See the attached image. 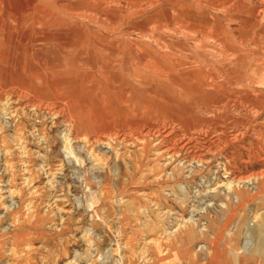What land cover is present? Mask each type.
Segmentation results:
<instances>
[{
  "label": "rangeland",
  "instance_id": "rangeland-1",
  "mask_svg": "<svg viewBox=\"0 0 264 264\" xmlns=\"http://www.w3.org/2000/svg\"><path fill=\"white\" fill-rule=\"evenodd\" d=\"M25 1L28 6L22 10L47 14V21L57 22L29 29L25 40L2 46L6 62L0 69V153L12 145L16 124L30 138L29 132L37 128L43 141L28 145L34 151L29 162L32 186L14 195L7 191L21 182V159L0 154V264H264V203L253 202L264 189L250 185L240 199L226 195L219 185L230 178L226 168L238 175L264 173V106L201 113L198 102L191 100L189 110L196 111L184 116L187 122L179 114L169 122L136 114L112 120L101 106L111 110L114 102L106 95L101 101L105 93L89 81L97 50L84 29L85 20L64 8L66 0ZM54 45L58 49L52 53ZM52 62L55 71L49 68ZM10 96L19 107L14 121L5 114L11 105H2ZM159 125L172 132L163 143L178 151L181 139L207 147L215 155L211 172H198L201 166L193 162L195 172L184 173L177 159L164 165L156 158L154 151L164 145L155 144L163 131ZM64 134L71 138L70 152ZM214 137L220 143L213 145ZM46 169L55 173L51 185ZM205 185H219L217 201L207 193L201 196L204 203L196 202ZM54 198L58 200L50 205ZM190 214L200 219L198 229L205 230L196 239H188L184 228L167 235L165 242L158 236ZM10 250L15 254L8 255Z\"/></svg>",
  "mask_w": 264,
  "mask_h": 264
},
{
  "label": "crops",
  "instance_id": "crops-1",
  "mask_svg": "<svg viewBox=\"0 0 264 264\" xmlns=\"http://www.w3.org/2000/svg\"><path fill=\"white\" fill-rule=\"evenodd\" d=\"M63 6L85 20L97 50L89 81L105 93L101 101L106 95L114 102L111 110L101 106L112 120L136 114L169 122L179 114L187 122L184 116L196 111L189 110L191 100L201 113L264 106V0H66Z\"/></svg>",
  "mask_w": 264,
  "mask_h": 264
},
{
  "label": "bare ground",
  "instance_id": "bare-ground-1",
  "mask_svg": "<svg viewBox=\"0 0 264 264\" xmlns=\"http://www.w3.org/2000/svg\"><path fill=\"white\" fill-rule=\"evenodd\" d=\"M51 3V2H50ZM28 6V2H26L25 0H0V58L3 57L4 55V52L2 50V46L4 47H10V44H16L18 43L19 41L21 40H25L27 37H28V30L29 29H39L41 27L43 28H47L48 27V23H52V26L55 25V21L53 20H49L47 21L46 19V15L45 16H42L41 14H35L33 12L32 13H27L26 10H22L21 8H27ZM57 8V7H56ZM61 10V9H60ZM32 12V11H31ZM72 15V14H71ZM48 16V15H47ZM79 26V25H78ZM51 27V26H49ZM41 33V32H40ZM87 33V32H86ZM94 34V33H93ZM43 35V33H42ZM45 35V34H44ZM31 39V38H30ZM102 41V40H101ZM31 42V40L29 41ZM169 45V44H168ZM130 46V45H129ZM134 47V46H133ZM176 47V46H175ZM75 48V47H74ZM117 48V47H116ZM178 48V46H177ZM58 49V47L56 45H54L53 47H51L49 50L52 52V53H55V50ZM171 49V48H170ZM182 49V48H181ZM31 50V49H30ZM185 50V49H184ZM136 52V51H135ZM189 52V51H188ZM187 52V53H188ZM195 52V51H194ZM139 53V52H138ZM137 54V52H136ZM190 54V53H189ZM184 56V55H183ZM6 56L3 57V59L0 61V69H1V66H2V62L5 61L6 62V59H4ZM140 57V56H138ZM142 57V56H141ZM195 57V56H194ZM232 58V57H231ZM68 63L70 62L69 60L71 59V56H67L66 57ZM121 59V58H120ZM137 59V57H136ZM144 59V58H143ZM221 59V58H220ZM141 60V59H139ZM227 60V59H226ZM45 61V59H44ZM138 61V60H137ZM142 61V60H141ZM118 63V62H117ZM138 63V62H137ZM205 63V62H204ZM227 63V62H226ZM139 64V63H138ZM228 64V63H227ZM50 70L51 71H55L57 69V66H54L53 65V62L50 63ZM231 64H229L230 66ZM237 65V64H236ZM239 65V64H238ZM99 66V65H98ZM219 66V64H218ZM228 67V66H227ZM106 68V67H105ZM191 69V68H190ZM223 70V69H222ZM234 70V69H233ZM168 73V72H167ZM54 74V72H53ZM181 74V73H180ZM187 74V73H186ZM42 76V75H41ZM54 76V75H53ZM180 76V75H179ZM178 76V77H179ZM172 79H173V76H171ZM189 77V76H188ZM240 77V76H239ZM238 77V78H239ZM52 78V77H51ZM114 78V77H113ZM169 78V77H168ZM226 78V77H225ZM44 79V77H43ZM241 79V77H240ZM45 80V79H44ZM173 81V80H172ZM192 81V80H191ZM176 82V80H175ZM225 82V81H224ZM173 83V82H172ZM225 84V83H224ZM234 84V83H233ZM175 85V83H174ZM183 85V84H182ZM237 85V84H236ZM184 86V85H183ZM224 86V85H223ZM231 86V85H229ZM234 86V85H233ZM232 86V87H233ZM39 87H41L39 85ZM57 87V85H56ZM189 87V86H188ZM126 88V87H125ZM191 88V87H190ZM255 88V87H254ZM56 89V88H55ZM204 90V89H203ZM237 90V88H236ZM225 91V89H224ZM227 91V90H226ZM225 91V92H226ZM233 91V90H232ZM241 91V90H240ZM126 93V91H125ZM193 93V92H192ZM195 93V92H194ZM176 94V93H175ZM229 95V94H228ZM160 96V95H159ZM220 96V95H219ZM119 97H120V94H119ZM178 97V96H177ZM6 98V97H5ZM63 98V97H62ZM224 98V97H222ZM254 100V99H253ZM171 101V100H170ZM33 102V101H32ZM216 103V102H214ZM218 103V102H217ZM7 104H10L11 106H8L7 109L8 111H6L5 114L9 115V118L16 120V116L18 115V106H16L18 103H17V100L16 98H13L12 96H10L6 101H3L2 105H4L6 107ZM36 106V104H35ZM216 106V104H215ZM38 107V105L36 106ZM178 108V107H177ZM33 109V108H32ZM181 109V108H180ZM186 111V110H185ZM108 117V116H107ZM139 117V116H138ZM105 119V117H104ZM18 120V119H17ZM34 121V120H33ZM36 122V121H35ZM41 125V124H40ZM38 126V125H37ZM70 126V125H69ZM160 126V125H159ZM161 128L159 129H163V131L158 135V142H156L155 144H160L161 142H168V135L169 134H172L171 131H168L170 129H168V127H165V126H160ZM149 128V127H148ZM171 128V127H170ZM37 129V128H36ZM36 129H33L29 132V135H31L32 138H30L27 134H26V131H25V128L22 127L21 125L19 124H16V128H15V131L12 133L11 137H10V144L12 145H9L7 148H3L2 149V153H0L1 155H4V156H7V157H18L21 159V172L23 173L22 174V177H21V182L19 183V186H16V187H12L8 189V193H9V196L10 195H14L16 194L20 189H22V187H26V186H32V181L34 179V177H32V173L30 172V170L32 169L31 168V165L32 164H29V162L31 161V158H32V153L34 152L33 150L30 149V147L28 146L31 142V140H33V142L37 143V144H40L43 140L41 139L42 136H40L39 133L36 134L37 131L39 130H36ZM148 131V130H146ZM155 131V130H154ZM168 131V132H166ZM40 132V131H39ZM145 132V131H144ZM171 132V133H170ZM72 133V132H71ZM145 135H149L147 134V132L144 133ZM177 134V133H176ZM65 135V134H64ZM119 135V134H117ZM152 135V134H151ZM183 135V134H182ZM114 136V135H113ZM123 136V135H122ZM121 137V136H120ZM145 137V136H144ZM149 137V136H148ZM153 137V135H152ZM155 137V136H154ZM153 137V138H154ZM177 137V136H176ZM212 137V136H211ZM122 138V137H121ZM178 138V137H177ZM209 137H207L208 139ZM219 137H214L212 138V144H213V141L214 142H217V143H220V140H218ZM234 138V137H232ZM143 139V138H142ZM151 139V138H150ZM179 139V138H178ZM65 150L66 152H70V142H71V138H69L67 135H65ZM137 140V139H136ZM141 140V139H139ZM139 140H138V144H139ZM145 140V139H144ZM164 140V141H163ZM119 141V140H118ZM45 142V141H44ZM104 142V141H103ZM123 142V141H121ZM150 142V141H149ZM155 142V141H154ZM175 142V141H174ZM178 142V141H177ZM91 143V142H90ZM118 143V142H117ZM135 143V142H134ZM133 143V144H134ZM144 143V142H143ZM141 143V144H143ZM152 143V142H151ZM120 144V143H119ZM124 144V143H123ZM164 144V143H163ZM200 144V143H199ZM107 145V144H106ZM137 145V144H136ZM152 145V144H151ZM179 149L181 150L182 149V152L181 151H178L176 150L174 147H171L169 144H164L162 146H159V148L156 149V151H154V155L156 158L158 159H163L164 161V165H168L170 164V162H173L175 161V159H177L178 161L176 165L180 166V170H183V172H187L188 174H193L195 172V170H193L191 168L192 166V163L193 162H199V165L201 166V169L198 170V172L200 170H202L203 168L204 169H207L208 172H211L210 170V167H209V163L212 161V159L214 158V154L211 155V154H208V152L206 151L207 147L201 145V147H194L192 141H190L189 139H181L180 141V144H179ZM214 145V144H213ZM37 146V145H36ZM43 146V145H42ZM155 146V145H153ZM143 147V146H142ZM152 147V146H151ZM150 147V148H151ZM148 148V147H147ZM144 149V148H143ZM209 149V147H208ZM49 150V149H48ZM213 152V151H212ZM209 155V156H208ZM211 155V156H210ZM46 157V156H45ZM12 160V159H10ZM45 161V160H44ZM47 161V160H46ZM226 161V160H225ZM162 162V161H161ZM221 164V163H220ZM5 167L7 164H4ZM224 165V164H223ZM20 166V167H21ZM33 166V165H32ZM55 166V165H54ZM225 166V165H224ZM232 166V165H231ZM7 170V169H6ZM47 170V169H46ZM55 170V169H54ZM58 170V169H57ZM264 170V169H263ZM49 172H46L47 175H46V182L52 183L53 181V178L55 176V173L50 171V170H47ZM226 173L230 175V178L228 180H226V182H223V183H220L219 185L223 186V189H225L227 192L226 195H229V196H232V194L234 193V195L238 196V198L242 199L243 197L245 198L246 197V194L245 193V190L247 188H250L249 186L250 185H253V187H256L258 190H262L264 189V173H260V174H256V175H238L237 173H235L234 171L226 168ZM239 173V172H238ZM24 177V178H23ZM229 177V176H228ZM9 180V179H8ZM219 185H217L215 188H211L209 187V185H205V187H207L205 189V192L204 191V188L203 189H200L198 191V193L196 194L197 196H199L196 200V202H203L202 201V197H206L207 196V193H211L213 194V197L211 200H218L221 196H219V193L221 192H215L216 188L219 187ZM252 187V188H253ZM251 188V189H252ZM250 189V190H251ZM34 190V189H33ZM1 191V189H0ZM37 191V190H36ZM35 191V192H36ZM247 191V190H246ZM35 192H32V193H35ZM215 192V193H213ZM248 192V191H247ZM246 192V193H247ZM206 193V194H204ZM209 196V195H208ZM13 197V196H11ZM233 197V196H232ZM231 197V198H232ZM58 199L57 198H54L53 201L50 203V205L54 202H56ZM237 200V199H236ZM60 201V200H59ZM233 201V200H232ZM245 201V199H244ZM235 202V201H234ZM241 202V201H240ZM254 203H264V193L263 194H260L257 196V198L253 201ZM204 203V202H203ZM214 203V202H213ZM242 203V202H241ZM28 204H31V201L28 202ZM234 204V203H233ZM239 204V203H238ZM252 204V202H251ZM206 206H209V204H206ZM4 208H8V206H4ZM59 211V210H58ZM196 214V213H195ZM191 216L187 217V218H182L181 219V222L180 224L176 225L173 229H171L170 231L168 232H160L158 234V236L162 239L164 238V242L167 241L168 239V236L176 231V229H183L186 230L187 235L189 238L188 239H191L195 236H197V232L199 231H205L204 228H200L198 229V225H200L201 223L198 221L200 219H198L197 217H193L192 214H190ZM261 215V212L258 213V215H256L255 217L258 218V216ZM264 215H262V220L264 222ZM230 218V217H229ZM193 226L190 227V226ZM179 229V230H180ZM167 231V230H166ZM182 233V232H181ZM219 234V232H218ZM174 235V234H173ZM183 236V235H181ZM180 237V236H179ZM217 237V236H216ZM156 238V237H155ZM159 238V239H160ZM181 239V238H180ZM196 239V237H195ZM154 240V237H151L149 239H147L146 242H152ZM155 241H158V237ZM160 241V240H159ZM179 241V240H178ZM177 242V241H176ZM172 244V243H171ZM175 243H173L174 245ZM190 245V244H189ZM264 246V244H263ZM25 248V247H24ZM28 248V247H27ZM30 248V247H29ZM28 248V249H29ZM264 248V247H263ZM214 253V251H212ZM8 255H13L15 254V252L13 251H9L7 253ZM218 254V253H217ZM254 255H252L253 257ZM229 257V256H228ZM231 257V255H230ZM250 258V257H249ZM255 261H256V257L254 258ZM228 260V259H227ZM221 261V260H220ZM67 262V261H66ZM229 262V261H228ZM258 262V261H257ZM68 263V262H67ZM72 263V262H71ZM242 263V262H241ZM231 264V263H229ZM243 264V263H242Z\"/></svg>",
  "mask_w": 264,
  "mask_h": 264
}]
</instances>
